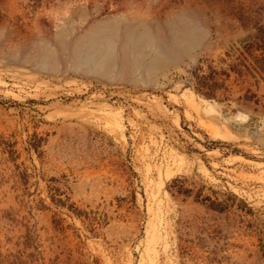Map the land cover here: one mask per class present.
Returning a JSON list of instances; mask_svg holds the SVG:
<instances>
[{
    "label": "rangeland",
    "instance_id": "obj_1",
    "mask_svg": "<svg viewBox=\"0 0 264 264\" xmlns=\"http://www.w3.org/2000/svg\"><path fill=\"white\" fill-rule=\"evenodd\" d=\"M127 27V53L87 56ZM248 50L264 0H0V264H264Z\"/></svg>",
    "mask_w": 264,
    "mask_h": 264
},
{
    "label": "bare ground",
    "instance_id": "obj_2",
    "mask_svg": "<svg viewBox=\"0 0 264 264\" xmlns=\"http://www.w3.org/2000/svg\"><path fill=\"white\" fill-rule=\"evenodd\" d=\"M133 12V11H132ZM176 35H170L168 38V43L170 44L169 50H178V51H183V52H188L192 49H194L197 44L195 42H185V32H184V27L180 25H176L174 28ZM173 29V30H174ZM172 32V31H171ZM137 32L130 28H124L121 32L117 31H111L109 33H101L96 37H90L88 38L90 41V45L88 46L87 50V56H91L93 54H97L100 58H106L109 56H112V46L113 43H120V47L124 53H127L129 51V48L133 44L132 42L134 41ZM167 45L162 46L155 52L154 54V60L156 63L161 59L162 53L166 48ZM80 52V49H77V53Z\"/></svg>",
    "mask_w": 264,
    "mask_h": 264
},
{
    "label": "trees",
    "instance_id": "obj_3",
    "mask_svg": "<svg viewBox=\"0 0 264 264\" xmlns=\"http://www.w3.org/2000/svg\"><path fill=\"white\" fill-rule=\"evenodd\" d=\"M262 49L260 46L255 49L259 50ZM253 60L250 62V60ZM248 60V64H247ZM246 70L249 72V75L253 73L254 71L261 70L264 73V52L261 54L256 55L254 50L249 51L248 50V55L243 54L241 58V69L239 70V74H241V77H244L246 75ZM242 106L246 108L247 107H257L259 104L258 101L254 100V96H249L246 98V95L244 99L242 98Z\"/></svg>",
    "mask_w": 264,
    "mask_h": 264
}]
</instances>
